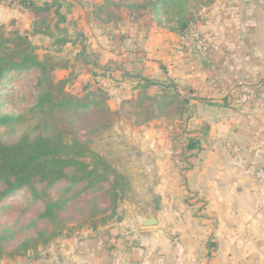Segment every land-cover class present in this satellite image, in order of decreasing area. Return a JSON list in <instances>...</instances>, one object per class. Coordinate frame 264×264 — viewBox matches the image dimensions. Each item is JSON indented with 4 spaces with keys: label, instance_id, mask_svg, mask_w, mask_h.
<instances>
[{
    "label": "rangeland",
    "instance_id": "374dc122",
    "mask_svg": "<svg viewBox=\"0 0 264 264\" xmlns=\"http://www.w3.org/2000/svg\"><path fill=\"white\" fill-rule=\"evenodd\" d=\"M130 1L141 4L145 0ZM43 2L52 3L49 13L43 15L45 22L41 25V28L45 24L48 26V35L32 36L34 14L23 10L13 0H1L0 6L4 8H0V35H28L40 61L50 57L54 63L68 65L67 69L55 68L51 71L47 67L49 83L56 84L66 80L65 91L79 98L86 94L83 91L86 86L90 87L87 91L94 94H98L97 90L105 91L108 108L122 113L114 118L111 127L105 129L89 119L83 121L75 111L52 116L31 113L29 109L35 102L33 93L36 92V79L40 77L38 70H32L14 75L10 84L3 85L2 89L5 91L0 98V114L10 113L18 118L9 125L0 127V142L13 144L25 133L34 137L47 133L55 136L61 132L67 142L73 139L85 142L92 152L123 176L129 188L120 202H114L113 198L101 192L77 196V191L81 188L79 185L59 183L49 188L51 199L67 200L64 210L60 212V235L45 246L41 241L36 244L31 242L29 249L20 255L13 252L25 237L34 236L38 230L48 229L50 232L53 225L38 222L35 228L21 229L35 220L42 208L41 202L28 201L27 193L3 201L0 204V264L23 259L32 264L43 263L45 256L52 257L53 247L57 242L85 234L102 238L129 210L136 216L156 211L169 217V157L181 161V156H177L176 152L178 144L175 147L177 150L169 155V130L183 139L185 137L181 135L182 130L196 128H190L179 120L185 113L183 116L171 113L146 122L150 113L159 112L161 106L132 108L129 103L134 93L128 91L134 85L141 86L142 90L146 89L145 85H151L148 80L141 82L138 75L141 67L138 60L142 52L139 49L149 36L147 27L153 26L174 34L169 16H156L150 9L151 6L145 10L135 9L133 12L121 7H105L100 11L99 7L106 6L104 0H38L36 4L41 6ZM120 2L128 3L127 0ZM214 2L215 0H198L192 4L190 10L193 23L184 37L177 36L176 47L172 46L177 50L176 57L171 56L177 66L173 67L174 70L169 68V81L161 83L169 86V93L178 91L179 94L188 96L189 87L178 85L181 77L197 78L206 67L207 56L203 55L206 53L205 42L200 29L203 24L199 23L207 20L209 7ZM153 33L156 34L155 31ZM194 36L202 41V49L196 47ZM107 51L112 53L111 57L108 53L104 54ZM203 79L212 84L210 76ZM120 80H123V84H119ZM121 90L123 93L127 90V93L119 96L118 92ZM153 91L145 90L148 94ZM103 98L99 95V100L103 101ZM91 111L82 113V117ZM187 168L188 164L184 161L177 164V170ZM156 189L161 195L154 193ZM4 229H10V232L4 234ZM11 232H16L13 238H2L3 234L10 236Z\"/></svg>",
    "mask_w": 264,
    "mask_h": 264
},
{
    "label": "crops",
    "instance_id": "0c3cea01",
    "mask_svg": "<svg viewBox=\"0 0 264 264\" xmlns=\"http://www.w3.org/2000/svg\"><path fill=\"white\" fill-rule=\"evenodd\" d=\"M208 14L199 23L206 67L197 78L181 77L188 96L175 91L186 100L180 120L196 127L182 142L196 138L200 147L181 161L169 157V217L159 213L158 226L143 228L144 215L126 211L102 238L59 241L40 264H264V0H215ZM147 31L138 75L156 97L169 92L161 83L177 66L171 56L178 38L153 26ZM141 91L134 85L128 93L135 99ZM174 133L169 155L177 150ZM183 161L188 168L177 170Z\"/></svg>",
    "mask_w": 264,
    "mask_h": 264
},
{
    "label": "trees",
    "instance_id": "16d2710c",
    "mask_svg": "<svg viewBox=\"0 0 264 264\" xmlns=\"http://www.w3.org/2000/svg\"><path fill=\"white\" fill-rule=\"evenodd\" d=\"M13 1L18 2L23 10L34 14L32 36L49 34L48 26L45 24L41 28V25L45 22L43 15L49 13L52 3L43 2L40 6L36 4L38 0ZM127 1L128 3L124 4L120 0H104L106 6H101L98 10H104L105 7H121L133 12L135 9L145 10L151 6L150 9L156 16H169V21L173 24L171 30L176 36L184 37L193 23L190 9L192 4L198 0H145L141 4ZM47 67L51 71L55 68L67 69L68 65L54 63L50 57L40 61L28 35L18 33L7 37L0 35V98L5 91L2 89L3 85L10 84L14 75L38 70L40 77L36 79V92L33 93L35 102L29 112L52 116L57 113L69 114L75 111L80 119L85 122L89 119L91 122L98 123L101 129L111 127L114 118L122 113L108 108L106 105L108 96L105 91L97 90L98 94H94L88 92L90 87L86 86L83 89L86 94L79 98L65 91L66 80L56 84L49 83L46 74ZM145 88L148 87L145 86ZM145 90H142L135 99H130L129 103L132 108H141L144 105L161 106L158 109L159 112L150 113L146 122L169 116L171 113L181 116L185 113L186 100L181 99L177 93L165 92L152 97ZM99 95L104 97L103 101L99 100ZM86 110L92 111L82 117L81 114L87 112ZM17 118L10 113L0 114V127L9 125ZM184 133L182 130L181 135ZM170 140L173 148L178 144L176 148L181 150L179 156L185 159L188 158L189 153L200 147L199 139L187 137L182 142V138H179L175 133L171 135ZM59 183L81 186L77 191V196L101 192L105 196L113 198L114 202L123 200L124 193L129 188L128 182L124 180L123 176L117 174L104 159L92 152L85 142L78 139L67 142L61 132L55 136L47 133L34 137L25 133L13 144L0 142V204L5 200L13 199L16 197L15 195L27 193L28 201H39L42 203V208L35 220L21 229L35 228L38 222L53 225L50 232L48 229L38 230L35 231L34 236L25 237L14 250L15 255L26 252L31 242L36 244L41 241L45 246L51 239L60 235L58 228L60 227L58 224H61L60 212L64 210L67 200L51 199L48 194V189ZM3 232L4 234L10 232V229H4ZM15 233L11 232L10 236L3 234L2 238H13Z\"/></svg>",
    "mask_w": 264,
    "mask_h": 264
},
{
    "label": "water",
    "instance_id": "95a60500",
    "mask_svg": "<svg viewBox=\"0 0 264 264\" xmlns=\"http://www.w3.org/2000/svg\"><path fill=\"white\" fill-rule=\"evenodd\" d=\"M159 225L158 212H148L144 215V221L142 223L143 228L156 227Z\"/></svg>",
    "mask_w": 264,
    "mask_h": 264
},
{
    "label": "built area",
    "instance_id": "2783aa9c",
    "mask_svg": "<svg viewBox=\"0 0 264 264\" xmlns=\"http://www.w3.org/2000/svg\"><path fill=\"white\" fill-rule=\"evenodd\" d=\"M193 39L196 42V47L198 49H202V47H203L202 41L197 36H194Z\"/></svg>",
    "mask_w": 264,
    "mask_h": 264
}]
</instances>
